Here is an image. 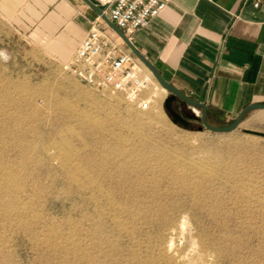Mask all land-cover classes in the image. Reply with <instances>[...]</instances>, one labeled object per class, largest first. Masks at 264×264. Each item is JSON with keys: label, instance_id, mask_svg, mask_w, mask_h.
<instances>
[{"label": "rangeland", "instance_id": "1", "mask_svg": "<svg viewBox=\"0 0 264 264\" xmlns=\"http://www.w3.org/2000/svg\"><path fill=\"white\" fill-rule=\"evenodd\" d=\"M3 42L4 38L0 33V47H2ZM126 47V50L130 51L127 45ZM12 54L10 57L4 52H0V161L2 162H0V165L3 164L6 168L9 164V166H12V168L8 167V170L12 171L15 179L18 178L16 181L19 186L0 188V194L2 193L0 197H5L4 200H2V197V199L0 198V215L2 213L4 214V216L1 215L3 218L0 216V220L3 221L0 222V229L3 232L5 231V233L7 232L5 237H3L4 234L0 230V236H2L0 238V264H66L68 262H70L68 264H74L73 256L75 246L73 245L71 247L69 245L76 235L74 232V228L77 225L76 221L81 218L79 214L82 213L84 208L87 209L88 214L90 213L89 219H93H88V222L86 219L82 220L80 226L84 227L83 232H85V228L89 224L96 228V230L103 229V226L105 228V231L103 230L105 233L96 235L97 238L94 236L91 240L94 243L101 241L104 245L103 247L100 242L99 247L101 249L99 247L94 249L96 256H98V263L107 264L110 261L108 264H111L114 259H117L119 264H126L128 262L127 260H129L130 264H138L140 256H143L141 258L142 262L140 261L139 264L143 263L142 259L144 257L146 258L143 264H158L159 259L157 260L155 257L157 255L158 258L157 248L155 247H158V244H160L159 238L157 237V226L151 222L150 225L149 223L146 224L147 226L143 224L149 219L148 217L151 218L152 215L155 217L159 206L167 208V204L169 203L168 208L174 205V214L177 215L176 217L178 219L181 215H186V221L188 222L191 233H198L201 240H203V237V242H206L205 244L211 248L219 247L220 244L219 248L223 256L220 258L217 254L215 256L214 253L208 252L205 256V258L208 256V259L206 258L208 262L206 261L205 264H264V137L247 131L264 132V109L249 112L241 124L233 131L218 133L208 130L202 125L200 119L201 110L197 109L198 117H196L186 103L176 101L174 104L176 111L191 122L190 127L185 128L180 123H174L164 107L165 100L169 95L168 92L164 93V91L160 90L162 91L161 93L158 91L159 89L155 88L154 83L150 79L145 95L146 97H151L152 102L149 109L143 110L129 103L121 92H115L111 88L101 86L96 79L92 78L86 81L72 72L65 70L64 65L71 61L75 53L70 59L57 66L50 64L52 61L50 57L34 49L30 50L27 47L16 48ZM140 64L143 63L140 62ZM142 66L144 65L140 66L141 72L146 76ZM154 90L156 93H151V91L155 92ZM157 93L158 96H156ZM10 97L11 99H9ZM238 116L239 113L229 119L211 118L208 119V122L214 127H223L232 123ZM123 123L124 125H122ZM201 126L203 129L199 130ZM53 145L57 146V148L55 149ZM64 149H67V151ZM63 151L72 153L71 156L74 161L70 160L66 162L60 159L62 156L59 158V155ZM53 152L59 155H54ZM123 152L125 156H123ZM74 156L77 158H74ZM57 163H107L106 169L108 168L110 171L108 169L105 170L103 175V172H100L101 176L105 175L103 178L105 182L101 178V183L104 182L105 188L110 186L107 183L110 182V179L113 178L112 180H115L117 178H115V171L110 163H132L143 169L144 177L147 175L151 176L144 178V180H147L142 184L144 185L142 188L147 191L145 192L142 188L139 189L144 193L138 190V192L135 191L132 188H135L133 185H127L124 188L125 194L124 192H120L121 195L118 192H113L114 195L112 194L122 206L125 204L123 207H128L129 214L134 211L130 215L128 212H125L126 214L122 213L120 215L121 213H119L118 216H121V220L126 223V227L129 226L127 229L129 228L131 232L133 230V233H136L135 235L137 237L133 235L134 237L132 238L125 233L117 232L118 230L115 229L114 225L111 226V215L102 217L103 215H99L94 211L95 208L92 209L94 206H87L86 203L84 205L76 195L77 193L75 191L77 189L75 184L69 182L70 180L65 176L67 172L66 168L68 167L64 166L65 168H63L61 164L58 165ZM201 166L207 169L209 168L212 173L209 170L206 171V168L205 170L202 169ZM14 169L19 172L14 173ZM152 169L154 170L152 171ZM155 171L158 172L155 173ZM174 171H181L179 173L182 175H189L187 177L185 176V179L192 183L191 187H200V190L196 191V195H198L195 197L196 200L194 197L192 199L195 201L201 200L204 203L202 204L204 206L201 210L191 209L189 213H186L183 209L182 214L179 213V209L185 206L183 196L186 200L188 199V205L194 202V200L190 202L191 198L189 197H191V194L189 196L187 194L179 196L170 193L166 196L167 198L163 197L161 202H156L157 195L154 194L153 189L156 187L159 189L163 187L161 189L162 191L166 189L165 186L169 185L167 184V177L170 178L172 174L175 175ZM200 171L202 172L200 173ZM17 174L18 176L16 177ZM155 177L161 179L159 181L160 183L157 182ZM107 179L109 181L106 182ZM153 185L156 186L154 187ZM180 185L181 183L176 184V187ZM205 185L211 188L214 194ZM128 189L131 196L130 193H127ZM19 190L22 194H19ZM24 190H27V192ZM131 190H134L133 193ZM147 192L152 193L148 194ZM199 193L205 195V197ZM11 194L14 196L17 194L18 199ZM7 195L14 202L11 199L9 200ZM26 195L28 197L31 195L33 198H28ZM25 197L29 200L32 199L31 202ZM5 199H7V202H5ZM153 199L156 200L153 201ZM21 202L22 204H20ZM12 204L15 211L12 208ZM153 204H156V206ZM77 205H80L82 208L84 206L80 213L75 211ZM151 205L152 207H150ZM7 206L12 208L13 211L9 207L7 208ZM2 208L5 210L8 209L6 214ZM83 211L86 212V210ZM13 212L16 214H13ZM31 212L32 214L34 212V215L31 216ZM93 213L95 216L92 215ZM150 213L151 215H149ZM21 214L23 215L21 219L24 217L27 219L21 221L19 218ZM27 214L31 218L27 217ZM174 214H171V216H174ZM12 215H17L14 220L12 218L15 216L12 217ZM90 216H94L98 224L95 222L94 217ZM129 216H132V218ZM145 216L147 218L144 219ZM37 218L39 219L36 220ZM16 219L19 220L16 221ZM131 219L133 222H131ZM125 220L128 221L126 222ZM29 221L33 223L35 221L37 223L38 221L40 227H36V225H39L38 223H34V225H32L33 223L29 224ZM15 222L21 223L17 225ZM93 222L98 226L96 227ZM108 222L111 225H108ZM99 223L101 226H99ZM131 224L132 226L135 225L133 226L134 228L130 226ZM4 228L6 229L4 230ZM32 228L33 230H30ZM144 228L145 230H143ZM37 229L38 233L36 234L35 232L37 231L35 230ZM106 229H109V232ZM146 230L148 232L145 234ZM44 231L46 232L45 234ZM110 231L114 232L112 233ZM38 234L40 235L38 236ZM55 234L58 235L56 236ZM50 235L52 238H50ZM99 236H102V238ZM120 236L121 238H119ZM48 237L51 239L50 242L47 241ZM103 237H106L104 239L107 242L105 240L103 241ZM139 237H143L144 239L141 238V240ZM206 237L210 240L207 241L208 239ZM149 239L152 240L149 241ZM108 240L110 243H108ZM214 240L217 241L214 242ZM126 241L131 245H128ZM151 241L156 242L152 243ZM178 243H181V240ZM212 243L216 244L213 245ZM108 244L112 247L109 248ZM119 245L120 249L123 248L122 250L119 249ZM151 245L155 247L153 246L152 249ZM63 246L65 247L64 249L70 248V250H64L62 248ZM146 246H148L147 249L145 248ZM59 247L63 251H60L58 249ZM2 248L3 250H1ZM104 249L106 252H104ZM118 250L122 251V253H118ZM127 250L130 251L128 252ZM107 252L108 254H106ZM133 253L137 254L132 255ZM106 255L107 257H105ZM135 255L137 256L135 257ZM114 256H122V258H119V260ZM100 257L104 261L106 260L105 258L107 260L104 262L102 259H99ZM217 257L219 261L215 260V258L218 259ZM123 259L125 260L123 261ZM147 260L149 263L145 262ZM117 261H113L112 264L118 263Z\"/></svg>", "mask_w": 264, "mask_h": 264}, {"label": "crops", "instance_id": "2", "mask_svg": "<svg viewBox=\"0 0 264 264\" xmlns=\"http://www.w3.org/2000/svg\"><path fill=\"white\" fill-rule=\"evenodd\" d=\"M254 2L170 0L131 41L170 84L206 104L208 119H229L264 102V0ZM93 26L116 34L84 0H0V52L10 57L27 47L57 66Z\"/></svg>", "mask_w": 264, "mask_h": 264}, {"label": "bare ground", "instance_id": "3", "mask_svg": "<svg viewBox=\"0 0 264 264\" xmlns=\"http://www.w3.org/2000/svg\"><path fill=\"white\" fill-rule=\"evenodd\" d=\"M141 65H144V64H141ZM142 68H143V70H144V72L146 73V77L147 78H149L153 83H154V85H155V88H158L159 90L158 91H160V90H162V91H164V93L165 92H167V90L165 89V88H163L160 84H159V82L155 79V77L153 76V74H152V72H151V70L146 66V65H144V66H142ZM157 90V89H156ZM155 91V90H154ZM162 91H160L161 93H162ZM151 93H156V91L155 92H152L151 91ZM154 96H155V94H153ZM156 96H158V93H157V95ZM12 97V96H11ZM11 97L9 98V99H11ZM7 99V98H6ZM131 111V110H130ZM196 112H198L197 110H195ZM94 121H96V120H94ZM128 121V120H127ZM91 122V121H90ZM125 122V121H124ZM94 123V122H93ZM99 123V122H98ZM128 124V123H127ZM122 125H124V123L122 124ZM130 125V124H129ZM125 127H127V126H125ZM128 127H130V126H128ZM62 130V129H61ZM64 131V130H63ZM63 134V133H62ZM62 137V136H61ZM124 141V140H123ZM128 141V140H127ZM60 144H61V142H60ZM59 144V145H60ZM62 145H63V143H62ZM61 145V146H62ZM120 145H121V142H120ZM54 146V145H53ZM55 147V149L57 148V146H54ZM60 147V146H59ZM66 147H67V145H66ZM72 147V146H71ZM118 147V146H117ZM65 148V147H64ZM123 148H125V147H123ZM61 149V148H60ZM59 149V150H60ZM74 149V148H73ZM117 149H120V148H117ZM116 149V150H117ZM63 150V149H62ZM65 150V149H64ZM68 150H69V148H68ZM65 151H67V149L65 150ZM119 151V150H118ZM121 151V150H120ZM58 152V151H57ZM60 152H61V150H60ZM122 153V152H121ZM53 154L54 155H59V154H55L54 152H53ZM52 154V155H53ZM72 154V153H71ZM71 154L70 153H67V152H64L63 151V153H60V155H59V158H60V156H62L60 159H62V160H64V161H70V160H73V158H72V156H71ZM75 154V153H74ZM119 154H120V152H119ZM123 154H124V152H123ZM80 156V155H79ZM123 156H125V154L123 155ZM55 157H57V156H55ZM76 156H74V158H75ZM48 158V157H47ZM77 158V157H76ZM56 159V158H55ZM55 159H53V160H55ZM60 159H59V161H60ZM52 160V159H51ZM56 161V160H55ZM74 161V160H73ZM1 162V161H0ZM50 162V161H49ZM2 163V162H1ZM6 164H9V163H6ZM56 164V163H55ZM58 165L59 164H61L62 166L61 167H63V168H65L64 166H67L68 168H66L67 169V172H66V175L65 176H67L68 177V179L70 180L69 182H73L74 184H75V186H76V189H77V191H75L77 194V196L79 197V199L83 202V204L84 203H86V205L87 206H94L92 209H94V211H96V213H98L99 215H103L102 217H105V216H107V215H111L112 217H111V222H112V225L110 224V222H108V225L110 224L111 226H113L114 225V227H115V229H117L116 231L117 232H120V233H125L127 236H131L132 238L134 237L133 235H135L136 233H133V230H132V232L131 231H129V228L127 229V227H129V226H127L126 227V223H124L123 222V220H121V216L119 217L118 215H119V213H121L120 215H122V213H124V214H126L125 212H128L129 210H127V208L128 207H123L122 206V204L118 201V200H116L115 198L116 197H113V192H118V193H122V192H124V188H125V186H127V185H133V186H135V188L134 187H132L135 191H141V190H139V189H141L144 185H142L143 184V182L144 181H146L147 179H145L144 180V178H148V177H151V176H146V177H144V171H143V169H141L139 166H137V165H134V164H132V163H110V164H112V167L114 168V171H115V180H112V179H110V182H107V181H109L108 179L106 180V182L107 183H109L110 184V186L108 187V188H105V184H103L105 181H104V176H101L100 174L102 173V175L105 173V170H107L106 169V164L107 163H57ZM10 165V164H9ZM8 165V167L10 168H12V166H9ZM107 166H109V165H107ZM8 167L6 168V166H3V164L2 165H0V188H3V187H10V186H16L17 187V179L18 178H16L15 179V177H14V175H13V173H12V171H9L8 170ZM60 167V168H61ZM175 167H177V166H175ZM202 167V166H201ZM210 167V166H209ZM111 168V167H110ZM152 168V167H151ZM205 168L206 167H202V169H204L205 170ZM65 169V170H66ZM156 169V168H155ZM162 169V168H161ZM11 170H13V169H11ZM15 170V169H14ZM64 170V171H65ZM109 170V169H108ZM154 169H152V171H153ZM160 170V169H159ZM158 170V171H159ZM209 170V168L207 169L206 168V171H208ZM212 170V169H211ZM63 171V172H64ZM110 171V170H109ZM113 171V172H114ZM158 171H155V173L156 172H158ZM176 171H178V170H176ZM176 171H174L175 172V175H173L172 174V176H170V178L169 177H167L168 178V183L167 184H169V185H166L165 187H166V189H164L163 191L161 190L162 188H158V187H156L155 189H153L154 190V194L155 195H157V197H156V199H153V201L154 200H156V202H161V200L163 199V197H165V198H167L166 196L168 195V194H174V195H179V196H182L183 194H187L188 196L191 194V197H189V198H191V201L190 202H192V200H194V199H192L193 197L195 198L196 196H198V195H196V191H199L200 190V187H198V188H196V186H194V187H191V185H192V183H190L188 180H186L185 178L187 177V176H189V175H182L181 173H179V172H181V171H179V172H176ZM210 171V170H209ZM15 172H19L18 170H15L14 171V173ZM101 172V173H100ZM107 172V171H106ZM159 172H161V171H159ZM165 172V171H164ZM184 172V171H183ZM202 171H200V173H201ZM211 172V171H210ZM151 173V172H150ZM186 173V172H185ZM199 173V172H198ZM212 173V172H211ZM107 174V173H106ZM207 174V173H206ZM206 174H205V176H206ZM111 175V174H110ZM151 175H152V173H151ZM158 175V174H157ZM156 175V177H158ZM199 175H201V174H199ZM18 176V174L16 175V177ZM112 177H113V175H111ZM111 176H109V177H111ZM153 176H154V174H153ZM186 176V177H185ZM204 176V177H205ZM66 177V178H67ZM155 177V178H156ZM160 177V176H159ZM195 177V176H194ZM203 177V178H204ZM101 178L103 179V183H101ZM154 178V179H155ZM162 178H163V176H162ZM197 178H198V176H197ZM200 178V177H199ZM201 178H202V176H201ZM105 179H106V177H105ZM151 179V178H150ZM157 179V182L158 183H160L159 181L161 180L160 178H156ZM163 179H165V178H163ZM188 179H189V177H188ZM195 180V179H194ZM19 181V180H18ZM151 181H153V180H151ZM165 181V180H164ZM156 182V181H155ZM154 182V183H155ZM203 182V181H202ZM210 182V181H209ZM208 182V183H209ZM19 183V182H18ZM145 183V182H144ZM166 183V182H165ZM181 183V185L178 187H176V184L178 185V184H180ZM193 183H195L194 181H193ZM200 183V182H199ZM204 183V182H203ZM70 184V183H69ZM152 184V183H151ZM157 184V183H156ZM201 184V183H200ZM71 185V184H70ZM73 185V184H72ZM160 185V184H159ZM195 185H197V184H195ZM201 185H203V184H201ZM19 186V185H18ZM32 186V185H31ZM74 186V185H73ZM108 186V185H107ZM146 186V185H145ZM152 186V185H151ZM154 187L156 186V185H153ZM204 186V185H203ZM205 186H207V185H205ZM21 187H23L22 185H21ZM33 187V186H32ZM160 187V186H159ZM202 187V186H201ZM19 188V187H18ZM24 188V187H23ZM129 188H130V186H129ZM132 188H130V189H132ZM153 188V187H152ZM203 188V187H202ZM209 187L207 186V189H208ZM11 189H12V187H11ZM22 189V188H21ZM34 189V188H33ZM127 189V188H126ZM142 189H144V188H142ZM148 189V188H147ZM209 189H211V188H209ZM5 190V189H4ZM75 190V189H74ZM134 190H131L132 191V193H133V191ZM152 190V191H153ZM205 190V189H204ZM2 191H3V189H2ZM25 192H27V190H24ZM126 191V190H125ZM129 191V189L127 190V193H130V192H128ZM137 191V192H138ZM144 191L146 192L147 190L146 189H144ZM151 191V190H150ZM205 191H207V190H205ZM205 191H203V192H205ZM208 191H210V190H208ZM211 191H212V189H211ZM210 191V192H211ZM9 192V191H8ZM19 192H20V190H19ZM24 192V193H25ZM142 192V191H141ZM185 192V193H184ZM209 192V193H210ZM5 193V192H4ZM3 193V194H4ZM12 193V192H11ZM14 193V192H13ZM17 193V192H16ZM117 193V194H118ZM121 193H120V195H121ZM142 193H144V192H142ZM141 193V194H142ZM148 193V192H147ZM152 193V192H151ZM151 193H148V194H151ZM195 193V194H194ZM198 193V192H197ZM206 193V192H205ZM208 193V192H207ZM212 193H213V191H212ZM2 194V193H1ZM0 194V195H1ZM18 194V193H17ZM17 194H15V196L17 195ZM19 194H22L21 192L19 193ZM28 194V193H27ZM30 194H31V191H30ZM113 194V195H112ZM124 194H125V192H124ZM139 194V193H138ZM140 194V195H141ZM153 194V195H154ZM200 194V193H199ZM214 194V193H213ZM212 194V195H213ZM9 195H10V192H9ZM9 195H7L6 197L7 198H9L10 196ZM12 195V194H11ZM25 195V194H24ZM33 195V194H32ZM201 196H204L205 197V195H202V194H200ZM199 195V196H200ZM210 195V194H209ZM4 196V195H3ZM13 197H15L14 195H12ZM18 196H21V195H18ZM27 196V195H26ZM34 196V195H33ZM130 196H131V193H130ZM133 196V195H132ZM186 196V195H185ZM200 196V197H201ZM2 197V196H1ZM0 197V198H1ZM17 197V196H16ZM23 197V196H22ZM28 197V196H27ZM27 197H25V198H27ZM126 197H127V195H126ZM216 197V196H215ZM3 198V197H2ZM1 198V199H2ZM5 198V197H4ZM4 198L2 199V200H4ZM20 198V197H19ZM28 198H33V197H31V195H29V197ZM27 198V199H28ZM130 198V197H129ZM154 198V197H153ZM198 198V197H197ZM212 198V197H211ZM11 198H9V200H10ZM16 199V198H15ZM17 199H18V197H17ZM26 199V200H27ZM130 199H132V198H130ZM139 199V198H138ZM183 201L185 202V206L186 205H188V199L186 200L185 199V197L183 196ZM205 199H207V198H205ZM204 199V200H205ZM209 199V198H208ZM6 201L5 202H7V199H5ZM8 200V201H9ZM12 201H13V199H11ZM25 200V199H24ZM25 200V201H26ZM29 200V199H28ZM27 200V201H28ZM32 200V199H31ZM31 200H29L30 202H31ZM77 200V199H76ZM195 200H196V198H195ZM194 200V202L192 203V204H189L187 207H183L182 206V208L181 209H179V213H181L182 211H183V209H184V211H186V213H189V211H191V209H194V210H196V209H202L203 208V206L204 205H202V204H204L203 202H201V200H199V201H195ZM211 200H213V199H211ZM214 200H216V199H214ZM18 201V200H17ZM16 201V202H17ZM23 201V200H22ZM79 201V200H78ZM134 201H136V200H134ZM165 201V200H164ZM1 202V201H0ZM3 202V201H2ZM14 202V201H13ZM13 202H11V203H13ZM15 202V203H16ZM33 202V201H32ZM4 203V202H3ZM3 203H1L2 205H3ZM29 203V202H28ZM163 203H165V202H163ZM5 204V203H4ZM7 204V203H6ZM8 204H9V202H8ZM20 204H22V202L20 203ZM19 204V205H20ZM23 204H24V202H23ZM27 204V203H26ZM25 204V205H26ZM80 204V203H79ZM131 204H132V202H131ZM140 204V203H139ZM157 204V203H156ZM156 204H153V205H155L156 206ZM166 204H167V202H166ZM170 204V203H169ZM169 204H167V208H164V207H162V206H157L158 207V210H157V213L155 214V217H154V215H152L151 216V218L150 217H148L149 219L148 220H144L146 223L145 224H143V225H146V224H148L149 223V225H150V222L152 223V224H154L155 226H157L156 228V230H157V237L159 238V242H160V244H158V247H155L154 245H151L152 246V249H153V246L155 247V248H157V250H156V252L158 253V258H157V255L155 256L156 257V259L158 260L159 259V262H157L158 264H202V263H204L205 264V262L207 261V259L205 258V256L207 255V253L209 252V253H214V255L216 256V254H217V256L218 257H220L221 258V256H223V255H221V250H220V244H219V247H213V248H211V247H209L207 244H205L204 242H203V240H204V238L202 237V239L203 240H201V238H200V235L198 234V233H191L189 230V226H188V222L186 221V215H181V217L178 219L176 216L177 215H175L174 213H175V207H174V205H171V208H168L169 207ZM171 204H173V203H171ZM11 205V204H10ZM15 205V204H14ZM28 205V204H27ZM32 206H33V204H31ZM75 205V204H74ZM85 205V204H84ZM134 205V204H133ZM164 205V204H163ZM184 205V204H183ZM5 207H6V205H4ZM12 206H13V204H12ZM22 206V205H21ZM32 206H30V207H32ZM87 206H86V208H87ZM130 206V205H129ZM135 206V205H134ZM138 206V205H137ZM140 206V205H139ZM9 206H7V208H8ZM29 207V206H28ZM130 207H132V206H130ZM150 207H152V205L150 206ZM149 207V209H151ZM10 208V207H9ZM13 208V210H14V206L12 207ZM12 208H10L11 210H12ZM15 208H16V206H15ZM83 208H84V206H83ZM80 205L78 206L77 205V208L75 209V211L76 212H81V210L83 209ZM125 208V209H124ZM135 208V207H134ZM186 208V209H185ZM3 210H5L4 208H2ZM2 209H1V211H2ZM22 210H23V208H21ZM21 209H19V211H21ZM24 209H27V208H24ZM130 209V208H129ZM12 210V211H13ZM17 210V209H16ZM30 210V209H29ZM33 210V209H32ZM83 210H86V212H84ZM82 210V213L81 214H79V216H81V218L80 219H78L76 222H77V225H76V227L74 228L75 229V233H76V235L74 236V238H73V240H72V245L70 244H68L69 246H75V250L74 249H72V250H74V258H73V260L75 261L74 262V264H97L98 263V259H97V257L98 256H96V254H95V251H94V249H96V248H98L100 245H99V243L101 242H95L94 243V241H91L92 240V238L95 236L96 237V235H102V233H105V232H103V230L105 229L104 228V226H103V229H101V230H99V229H97V230H99V231H97L96 230V228H94V227H92V225L91 224H89L86 228H85V232H83L82 230H83V228L84 227H81L80 225H81V222H82V220L83 219H86V221L89 219V215H90V213L88 214V212H87V209H83ZM136 210H138V209H136ZM173 210V211H172ZM6 211H8V209L7 210H5V214H6ZM11 211V212H12ZM15 211V210H14ZM18 211V210H17ZM16 211V213H18ZM31 211V210H30ZM147 211V210H146ZM145 211V212H146ZM148 211H150V210H148ZM154 211V210H153ZM23 212V211H22ZM21 212V213H22ZM74 212V211H73ZM90 212V211H89ZM132 212V211H131ZM134 212V211H133ZM132 212V213H133ZM2 213V212H1ZM9 213H10V211H9ZM15 212H13V214H14ZM15 213V214H16ZM25 213H27V212H25ZM25 213H23L25 216H26V214ZM75 213V212H74ZM95 213V214H96ZM132 213H130V214H132ZM137 213V212H136ZM139 213V212H138ZM8 214V213H7ZM12 214V213H11ZM19 214H20V212H19ZM30 214V213H29ZM77 214V213H76ZM128 214H129V212H128ZM129 214V215H130ZM153 214H154V212H153ZM171 214H174V216L172 215L171 216ZM182 214V213H181ZM2 216H4V214L2 213L1 214ZM0 215V216H1ZM22 215V214H21ZM20 215V220L22 221L23 219L24 220H26L25 219V217L23 218V219H21L22 217H23V215L21 216ZM28 215V214H27ZM32 215H34V212H33V214H32V212H31V216ZM35 215H37V214H35ZM92 215H94V213L92 214ZM137 215V214H136ZM146 215H148V214H146ZM149 215H151V213L149 214ZM148 215V216H149ZM1 216V217H2ZM9 216V215H8ZM15 216V217H14ZM12 215V217H14V218H12L13 220L16 218V216L17 215ZM19 216V215H18ZM31 216H27V217H30L31 218ZM95 216V215H94ZM94 216H90V217H94ZM124 216V215H123ZM126 216H128V215H126ZM133 216V215H132ZM132 216L130 217V218H132ZM144 216V215H143ZM0 217V218H1ZM34 217V216H33ZM96 217H97V214H96ZM176 217V218H175ZM3 218V217H2ZM29 218V219H30ZM35 218H36V216H35ZM76 218H78V217H76ZM107 218V217H106ZM136 218V217H135ZM139 218V217H138ZM143 218V217H142ZM145 218H147L146 216L144 217V219ZM39 218H37L36 220H38ZM42 219V218H41ZM41 219H40V221H41ZM90 219H93V218H90ZM89 219V220H90ZM94 219H95V217H94ZM100 219H101V217H100ZM105 219V218H104ZM103 219V220H104ZM122 219H124V218H122ZM127 219H128V217H127ZM141 219V218H140ZM3 220V219H2ZM6 220H7V216H6ZM19 220V219H18ZM17 219H16V221H18ZM47 220V219H46ZM49 220V219H48ZM88 220V221H89ZM99 220V219H98ZM136 220H139V219H136ZM153 220H155V221H153ZM33 221H34V219H33ZM87 221V222H88ZM100 221V220H99ZM126 221V220H125ZM128 221V220H127ZM126 221V222H127ZM142 221H143V219H142ZM0 222H3V221H1L0 220ZM8 222V221H7ZM9 222L11 223V221L9 220ZM8 222V223H9ZM46 222V221H45ZM86 222V223H87ZM95 222H96V219H95ZM101 222V221H100ZM131 222H133L132 221V219H131ZM140 222V221H139ZM138 222V223H139ZM5 223V222H4ZM3 223V224H4ZM7 223V224H8ZM9 223V224H10ZM13 223V222H12ZM15 223H17V222H15ZM19 223V222H18ZM18 223H17V225H18ZM21 223V222H20ZM19 223V224H20ZM30 223H33L32 221L30 222L29 221V224ZM34 223H36V221L34 222ZM34 223L32 224V225H34ZM37 223H38V221H37ZM36 223V224H37ZM41 223V222H40ZM44 223V222H43ZM86 223H84V224H86ZM91 223V222H90ZM97 224H98V222H96ZM96 223H94L93 222V224H95L96 225ZM106 223V222H105ZM129 223V222H128ZM136 223V222H135ZM1 224V223H0ZM6 224V225H7ZM8 224V225H9ZM26 224H27V222H26ZM29 224H28V226H29ZM39 224V223H38ZM83 224V225H84ZM100 224V223H99ZM130 224V223H129ZM133 224V223H132ZM132 224L130 225V226H132ZM137 224V223H136ZM142 224V223H141ZM140 224V225H141ZM24 225H25V223H24ZM106 226H107V223L105 224ZM148 225V226H149ZM153 225V226H154ZM21 226V225H20ZM27 226V227H28ZM37 226H39L40 227V224L39 225H36V227ZM47 226H49V225H47ZM73 226H72V230H73ZM98 225H96V227H97ZM99 226H101V224L99 225ZM133 226H135V225H133ZM132 226V227H133ZM142 226V225H141ZM147 226V225H146ZM146 226H145V228H146ZM7 227V226H6ZM10 227V226H9ZM14 227H17V226H14ZM53 227H54V224H53ZM110 227V226H109ZM132 227H131V229H132ZM2 228H3V226H2ZM21 228V227H20ZM29 228H31V227H29ZM35 228V227H34ZM100 228V227H99ZM107 228V227H106ZM111 228V227H110ZM109 228V229H110ZM134 228V227H133ZM136 228V227H135ZM137 228H138V226H137ZM136 228V229H137ZM142 228V227H141ZM145 228L143 229V230H145ZM151 228V227H150ZM153 228V227H152ZM6 228H4V230H5ZM8 229V228H7ZM109 229L107 230L106 229V231H108L109 232ZM112 229H114V228H112ZM115 229H114V231H115ZM148 229V228H147ZM1 230V229H0ZM21 230V229H20ZM30 230H33V228L32 229H30ZM111 230V229H110ZM156 230H155V232H156ZM2 231V230H1ZM35 231H37V232H35L36 234L38 233V229L37 230H35ZM82 231V233H80ZM105 231V230H104ZM114 231H110V232H114ZM134 231H136V230H134ZM138 231H139V229H138ZM32 232V231H31ZM52 232H54V230H52ZM140 232V231H139ZM148 231L146 230V232H145V234L147 233ZM25 233V232H24ZM34 233V235H36ZM46 232L44 231V234H45ZM55 233V232H54ZM74 233V234H75ZM111 233V234H112ZM2 234H4V236L3 237H5V234H7V232L5 233V231L3 232L2 231ZM1 234V235H2ZM106 234H107V232H106ZM138 234V233H137ZM25 235H27L26 233H25ZM40 234H38V236H39ZM43 235V234H42ZM41 235V236H42ZM56 235V234H55ZM58 235V234H57ZM56 235V236H57ZM73 235V234H72ZM109 236H111L110 234H108ZM113 235V234H112ZM114 235H115V233H114ZM120 235H122V234H120ZM149 235V234H148ZM147 235V236H148ZM153 235H154V233H153ZM49 236V235H48ZM63 236V235H62ZM103 236H105V235H103ZM119 236V235H118ZM136 236V235H135ZM142 236V235H141ZM202 236V235H201ZM2 236H0V238H1ZM6 237H7V235H6ZM9 237H10V235H9ZM44 237H45V235H44ZM69 237V236H68ZM71 237V236H70ZM73 237V236H72ZM83 237H84V240H83ZM99 237H101L102 238V236H99ZM137 237V236H136ZM143 237H144V234H143ZM143 237H141V238H143ZM146 237V236H145ZM219 237V236H218ZM218 237H216L217 239H218ZM8 238V237H7ZM6 238V239H7ZM38 238H40V237H38ZM50 238H52L51 237V235H50ZM66 239H67V237H65ZM97 238V237H96ZM100 238V239H101ZM106 239V237H103V241ZM119 238H121V236L119 237ZM124 238V237H123ZM140 238V237H139ZM140 238V239H141ZM147 238V237H146ZM154 238V237H153ZM207 238V237H206ZM214 238V237H213ZM220 238V237H219ZM222 238H224V237H222ZM221 238V239H222ZM5 239V238H4ZM99 239V238H98ZM109 239H110V237H109ZM114 239V241H116V239L115 238H113ZM144 239V238H143ZM208 239V238H207ZM206 239V240H207ZM215 239V238H214ZM3 240V239H2ZM43 240H45V239H43ZM50 240L51 239H49V237H48V240L47 241H49L50 242ZM86 240V241H85ZM97 240V239H96ZM121 240V239H120ZM130 240V239H129ZM142 240V239H141ZM150 240H152V239H149V241ZM155 240V239H154ZM157 240V239H156ZM181 240V243H178V241H180ZM210 239H208L207 241H209ZM220 240V239H219ZM225 240V239H224ZM227 240V239H226ZM4 241V240H3ZM6 241V240H5ZM8 241V240H7ZM32 241L34 242V240L32 239ZM47 241H45V242H47ZM89 241V242H88ZM99 241V240H98ZM106 241V240H105ZM111 241V240H110ZM113 241V242H114ZM119 241V240H118ZM118 241H117V243H118ZM139 241V240H138ZM148 241V240H147ZM213 241V240H212ZM217 241V240H216ZM215 240H214V242H216ZM222 241V240H221ZM107 242V241H106ZM127 242V244H128V241H126ZM152 242V241H151ZM154 242V241H153ZM152 242V243H153ZM156 242V241H155ZM154 242V243H155ZM211 242V241H210ZM102 243V242H101ZM108 243H110L109 242V240H108ZM130 243V242H129ZM142 243V242H141ZM140 243V244H141ZM151 243V244H152ZM158 243V242H157ZM209 243V242H208ZM223 243V242H222ZM52 244V243H51ZM65 244H67V243H65ZM65 244H64V246H65ZM135 244V243H134ZM148 244V243H147ZM213 244V243H212ZM216 244V243H215ZM215 244H213V245H215ZM218 244V243H217ZM224 244V243H223ZM222 244V245H223ZM60 245V244H59ZM63 245V244H62ZM128 245H131V244H128ZM211 245V244H210ZM212 245V246H213ZM1 246V245H0ZM62 247L63 249L65 248V247ZM102 246L104 247V245H103V243H102ZM116 246H117V244H116ZM135 246V245H134ZM139 246V245H138ZM3 247V246H2ZM56 247V246H55ZM67 247V246H66ZM108 247L109 248H111L110 246H109V244H108ZM135 247H137V246H135ZM147 247L148 246H146L145 248L147 249ZM150 247V246H149ZM1 248V247H0ZM74 248V247H73ZM100 248V247H99ZM128 248V247H127ZM132 248H133V246H132ZM59 250H60V247L58 248ZM63 249H61L60 251H63ZM67 249V248H66ZM66 249H64V250H66ZM101 249V248H100ZM119 249H120V245H119ZM123 248H121L120 250H122ZM139 249V248H138ZM151 249V248H150ZM1 250H3V248L1 249ZM6 250V249H5ZM67 250H70V248H68ZM71 250V251H72ZM99 250V249H98ZM112 250V249H111ZM132 250V249H131ZM134 250V249H133ZM149 250V249H148ZM70 251V252H71ZM100 251V250H99ZM116 251H117V249H116ZM128 251V250H127ZM130 251V250H129ZM128 251V252H129ZM2 252V251H1ZM73 252V251H72ZM72 252H71V255H72ZM104 252H106L105 251V249H104ZM119 252H121L122 253V251H119L118 250V253ZM133 252H135V251H133ZM147 252V251H146ZM146 252H145V254H146ZM149 252V251H148ZM151 252V251H150ZM114 253H116V252H114ZM126 253V252H125ZM138 253V252H137ZM137 253H133L132 255H134V254H137ZM4 254V253H3ZM8 254V253H7ZM63 254V253H62ZM67 254H68V252H67ZM106 254H108V252L106 253ZM141 254V253H140ZM148 254V253H147ZM154 254V253H153ZM226 254V253H225ZM112 255H113V253H112ZM144 255V254H143ZM149 255H150V253H149ZM148 255V256H149ZM212 255V254H211ZM137 255H135V257H136ZM147 256V257H148ZM64 257V256H63ZM105 257H107V255L105 256ZM104 257V258H105ZM114 257H116V256H114ZM143 256H140V261H141V258H142ZM151 257H152V255H151ZM210 257V256H209ZM217 257V258H218ZM116 258H122V256L121 257H116ZM146 257H144V259H145ZM153 258H154V256H153ZM213 258V257H212ZM47 259V258H46ZM99 259H102L101 257L99 258ZM106 260H107V258H105ZM109 259V258H108ZM139 259V258H138ZM144 259H142L143 260V263H144ZM149 259V258H148ZM152 259V258H151ZM209 259H211V258H209ZM48 260V259H47ZM62 260H64V259H62ZM61 260V261H62ZM68 260V259H67ZM105 260V261H106ZM113 260V259H112ZM111 260V261H112ZM120 260V259H119ZM125 259H123V261H124ZM156 260V261H157ZM214 260V259H213ZM215 260H217V261H219V258L218 259H216L215 258ZM5 261V260H4ZM72 261V260H71ZM101 261V260H100ZM102 261H104V259H102ZM104 261V262H105ZM113 261H117V259L115 260H113ZM113 261L111 262V264L113 263ZM128 262H129V260H127ZM131 261V260H130ZM140 261H139V263H140ZM153 261H154V259H153ZM152 261V262H153ZM63 262V261H62ZM65 262V261H64ZM110 262V261H109ZM108 262V263H109ZM118 262V261H117ZM127 262V263H128ZM142 262V261H141ZM146 263L148 262V260L147 261H145ZM151 262V261H150ZM208 262V261H207ZM50 263V262H49ZM59 263H61V262H59ZM68 263H70V262H68ZM68 263H66V264H68ZM100 264H101V262H99ZM98 263V264H99ZM107 263V262H106ZM107 263V264H108ZM116 263V262H115ZM121 263V262H120ZM126 263V264H127ZM138 263V264H139ZM143 263H141V264H143ZM149 263V262H148ZM215 263H217V262H215ZM219 263V262H218ZM63 264V263H62ZM72 264V263H71ZM102 264H104V263H102ZM116 264H119V262L118 263H116ZM123 264V263H122ZM129 264H130V262H129ZM150 264V263H149ZM152 264V263H151ZM210 264H212V263H210Z\"/></svg>", "mask_w": 264, "mask_h": 264}, {"label": "built area", "instance_id": "4", "mask_svg": "<svg viewBox=\"0 0 264 264\" xmlns=\"http://www.w3.org/2000/svg\"><path fill=\"white\" fill-rule=\"evenodd\" d=\"M170 0H95L108 19L118 26L131 40L132 35L157 17ZM261 0H255L259 7ZM117 34H109L93 26L75 51V55L64 69L79 78L97 82L115 92H121L125 99L147 110L152 99L146 97L149 78L141 72L139 59Z\"/></svg>", "mask_w": 264, "mask_h": 264}, {"label": "water", "instance_id": "5", "mask_svg": "<svg viewBox=\"0 0 264 264\" xmlns=\"http://www.w3.org/2000/svg\"><path fill=\"white\" fill-rule=\"evenodd\" d=\"M87 4H89L94 11L99 14L106 22L107 24L114 30V32H116L117 35H119L124 42L126 43V45L130 48V50L135 54V56L144 64L146 65L152 72L153 76L155 77V79L159 82V84L165 88L168 92V97L165 100L164 103V107L166 109V111L168 112V114L171 116V120L174 123H180L183 125V127L188 128L190 127L191 122L189 120H187L184 116H182L179 112H177L174 107H173V103L175 101H182L184 103H186L190 108L194 109L192 112L193 114L198 117L197 112L195 111V109H199L201 110V115H200V119H201V123L202 125L207 128L208 130L214 131V132H218V133H222V132H231L234 129H236L241 122L244 120L245 116L253 111V110H257V109H264V102L262 103H251L249 105H247L246 107H244L241 112L239 113V116L230 124L223 126V127H214L212 126L209 122H208V109L206 104L202 103V102H198L195 101L193 99H191L190 97H188L186 94H184L182 91H180L178 88H176L175 86H173L172 84H170L162 75L161 73L158 71V69L156 68V66L149 61L144 55H142L140 53V51L134 46V44L132 43V41L126 36V34L118 27L116 26L113 22H111L108 17L103 13L102 9L100 7H98L97 5H95L91 0H84ZM203 127H199V130H202ZM249 133L255 134V135H259V136H263L264 137V132H260V131H252V130H247Z\"/></svg>", "mask_w": 264, "mask_h": 264}, {"label": "flooded vegetation", "instance_id": "6", "mask_svg": "<svg viewBox=\"0 0 264 264\" xmlns=\"http://www.w3.org/2000/svg\"><path fill=\"white\" fill-rule=\"evenodd\" d=\"M176 102V101H175ZM175 102L173 103V107H174V104H175ZM174 109L176 110V108L174 107Z\"/></svg>", "mask_w": 264, "mask_h": 264}]
</instances>
